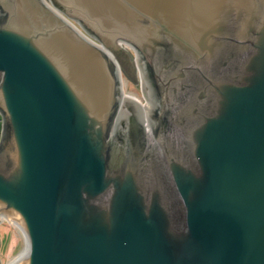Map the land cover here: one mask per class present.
I'll list each match as a JSON object with an SVG mask.
<instances>
[{
    "label": "water",
    "instance_id": "water-1",
    "mask_svg": "<svg viewBox=\"0 0 264 264\" xmlns=\"http://www.w3.org/2000/svg\"><path fill=\"white\" fill-rule=\"evenodd\" d=\"M0 118L10 264H264V0H0Z\"/></svg>",
    "mask_w": 264,
    "mask_h": 264
},
{
    "label": "rangeland",
    "instance_id": "rangeland-1",
    "mask_svg": "<svg viewBox=\"0 0 264 264\" xmlns=\"http://www.w3.org/2000/svg\"><path fill=\"white\" fill-rule=\"evenodd\" d=\"M121 84L123 94L136 100L142 108L148 104L141 86L135 85L123 73H121ZM21 235V232L7 221L3 220L0 223V264H9L13 252L17 248L16 240Z\"/></svg>",
    "mask_w": 264,
    "mask_h": 264
},
{
    "label": "bare ground",
    "instance_id": "bare-ground-1",
    "mask_svg": "<svg viewBox=\"0 0 264 264\" xmlns=\"http://www.w3.org/2000/svg\"><path fill=\"white\" fill-rule=\"evenodd\" d=\"M140 108H141L142 111H144V108H142L141 106H140ZM12 224H13V223H12ZM13 226H14V225H13ZM15 227H16V226H15ZM16 228H17V227H16ZM17 229H18V228H17ZM9 264H10V263H9Z\"/></svg>",
    "mask_w": 264,
    "mask_h": 264
},
{
    "label": "built area",
    "instance_id": "built-area-1",
    "mask_svg": "<svg viewBox=\"0 0 264 264\" xmlns=\"http://www.w3.org/2000/svg\"><path fill=\"white\" fill-rule=\"evenodd\" d=\"M1 122H2V121H1V118H0V127H1Z\"/></svg>",
    "mask_w": 264,
    "mask_h": 264
},
{
    "label": "flooded vegetation",
    "instance_id": "flooded-vegetation-1",
    "mask_svg": "<svg viewBox=\"0 0 264 264\" xmlns=\"http://www.w3.org/2000/svg\"><path fill=\"white\" fill-rule=\"evenodd\" d=\"M147 105V104H146ZM139 106H141L140 104H139ZM142 107V106H141Z\"/></svg>",
    "mask_w": 264,
    "mask_h": 264
}]
</instances>
